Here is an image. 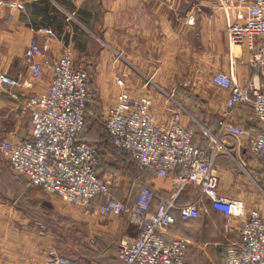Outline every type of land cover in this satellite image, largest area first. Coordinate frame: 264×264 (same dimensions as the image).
<instances>
[{"label": "crops", "instance_id": "obj_1", "mask_svg": "<svg viewBox=\"0 0 264 264\" xmlns=\"http://www.w3.org/2000/svg\"><path fill=\"white\" fill-rule=\"evenodd\" d=\"M22 2V8L0 7V71L12 77L23 74L31 80L32 87L19 88L24 95L43 91L50 83L49 69L44 68V77L37 79L24 62L29 39L43 40V33L38 31L43 26L54 32L49 57H58L69 47L76 62L93 67L95 91L104 108L114 105L124 88L134 97L150 96L152 111L164 120L172 107L164 99L167 95L177 99L176 88L182 86L202 99L209 114L221 118L229 90L212 81L214 74L227 73L239 85H245L255 74L251 52L229 43L226 28L234 20V12L222 8L218 0ZM229 120L241 127L257 123L249 103L237 106ZM181 121L187 122L186 116L182 115ZM30 131L29 115H20L17 102L0 88V140L27 139ZM239 142L232 157L217 159L218 189L225 196L241 199L247 210L261 208L264 199L247 185L246 178L258 185L259 177L264 178L263 164L248 151L244 136ZM140 179L151 185L160 200L167 198L174 187L169 177L142 173ZM36 187L11 173L0 152V264H61L51 261L49 254L54 249L62 257L46 223L50 219L48 209L67 218L88 217L93 221L100 217L96 210L86 212ZM197 188L189 185L179 201L192 199ZM132 196L123 199L130 201ZM111 218L113 225L117 224L116 217ZM181 220H176L165 238L166 242L174 236L187 240L188 264H221L228 247L240 240L242 220L213 210L209 202L203 204L197 218ZM132 226L135 231H130L129 238L137 235ZM81 258L66 259L69 264H89Z\"/></svg>", "mask_w": 264, "mask_h": 264}, {"label": "built area", "instance_id": "obj_2", "mask_svg": "<svg viewBox=\"0 0 264 264\" xmlns=\"http://www.w3.org/2000/svg\"><path fill=\"white\" fill-rule=\"evenodd\" d=\"M218 2L234 12V20L226 28L228 41L251 52L255 74L245 85H239L227 73L214 74L212 81L228 89L229 95L219 121L221 132L203 129L208 137L205 148L194 144L192 130L181 121L180 107H170L169 115L160 120L147 95L134 97L123 88L104 115L106 134L116 147L154 176L171 178V197L153 208L148 186L140 187L127 201L117 196L99 174L97 150L79 136L85 107L92 98V82L83 62L74 60L69 47L58 57L47 55L54 36L51 28H39L43 40L32 37L24 49V62L33 77L42 79L44 68L50 70L45 90L24 95L19 88L32 87V81L23 74L12 77L0 71L2 92L17 102L20 115L28 114L31 122L29 138L0 140V152L9 168L69 204L82 206L86 212L126 215L136 226L137 235L122 239L118 245L116 256L123 264H188L187 240L174 236L166 242L165 234L175 221L174 210L183 220L197 218L206 202L213 210L242 220L240 240L228 247L222 264H264V206L247 210L241 199L221 194L216 165L220 156L232 157L243 136L248 151L264 162V0ZM11 6L22 8L23 2L0 0V7ZM169 97L174 100L172 95ZM243 103H249L257 123L241 127L229 120L233 110ZM188 184L198 187L196 197L177 204V195ZM97 196L101 201L94 203ZM49 254L51 261L69 264L56 250L51 249Z\"/></svg>", "mask_w": 264, "mask_h": 264}, {"label": "rangeland", "instance_id": "obj_3", "mask_svg": "<svg viewBox=\"0 0 264 264\" xmlns=\"http://www.w3.org/2000/svg\"><path fill=\"white\" fill-rule=\"evenodd\" d=\"M173 98L174 100L167 95V99H164V101L167 100V104L175 109H182V115L186 116L187 121L182 123L186 126L193 123L195 130L203 131L204 126L199 124L200 120H195L193 114L189 112V109H191L194 113L196 112V114L199 115V118H201L203 115L199 113V111L202 110V108L196 109L197 107L194 106V109L193 105L184 103L185 106L189 108L187 109L180 101H177L175 97ZM202 106L203 109L206 108V106ZM158 107L160 108V106ZM106 109L107 108L102 107L97 100H94L93 103L88 105L82 135L83 137H87V139L92 142L99 151L101 157L100 175L102 178L117 196L127 198L128 196L133 195L138 187L145 182L144 180L137 179L140 171L136 168L133 162L128 159L125 154L113 148L109 143L102 128ZM202 122L205 121L202 120ZM233 160L235 162L237 159ZM239 160L240 162L242 161L240 158ZM263 179L259 177L257 185L253 184L246 178L248 182L247 185L264 199ZM36 189L42 193H49L39 187H36ZM98 200L101 201L100 198ZM73 207H76V205H73ZM79 207L83 210L82 206ZM57 215L63 218L64 221L59 224L57 223L55 232H52V240L54 241L55 246L60 250L62 258L68 257V259H79L83 257L84 261H88L87 258H93L92 262L90 260L88 261L89 264H117L116 254L120 241L129 238L127 235L130 231H135V228L124 214H99V219L96 217L93 221L88 220V217L83 220L78 218H67L59 215V213H57ZM113 216L116 217L117 221V224L114 225L111 222V217ZM108 220H110V222ZM97 226L104 228V230L97 229ZM96 230H98V232L94 233Z\"/></svg>", "mask_w": 264, "mask_h": 264}, {"label": "trees", "instance_id": "obj_4", "mask_svg": "<svg viewBox=\"0 0 264 264\" xmlns=\"http://www.w3.org/2000/svg\"><path fill=\"white\" fill-rule=\"evenodd\" d=\"M83 64H84V66L86 67V69H87V71H88V74H89V77H90L91 82H92V98H91V100L87 103V105H86V107H85V112H84V123H83V127H82V130H81L79 136H80V138H81L82 140H84L86 143H88L89 145L93 146V147L97 150V152H98V154H99V151H98V149L96 148V146H95L92 142H90V141L87 139V137H83V135H82V133H83V129H84V126H85V115H86V112H87V107H88V105L91 104V103H93L94 100H97L98 103L100 104V101H99V99H98V96H97V94H96L95 87H94L95 70L93 69V67H92L91 65H88V64H86L85 62H83ZM261 81H262V79H261ZM263 81H264V80H263ZM175 94H176V98H177V100L180 101L184 106H185V104H190V105H193V108H194V109H195L194 106L197 107L196 109H198V108H202V110H200L199 113H201L203 116H202L201 118H199V117H198L199 115L196 114V112L194 113L193 110H191V109H189L188 107L185 106V108L189 109V112H191L192 114L194 113L193 115H194V117H195V119H196L197 121L200 120V121H199V124H201V125L204 126V127L209 128V129H210L213 133H215V134H219V133L221 132V127H220V125H219L220 118H217V117L215 118L213 115L209 114L205 109H203V106H202V105H204V103H203L202 99H201L199 96L193 94L189 89H187V88H185V87H182V86H177ZM184 103H185V104H184ZM100 105H101V104H100ZM240 105H241V104H240ZM101 106H102V105H101ZM198 119H199V120H198ZM202 120H204L205 122H202ZM188 127L192 130V133H193V142H194V144L197 145V146H199V147L205 148L206 145H207V142H208V137L203 133V131L195 130V126H193V123H191ZM102 128H103V130H104L105 135L107 136V134H106V129H105V124H104V119H103V123H102ZM107 139H108L109 143L111 144V146H112L113 148H115V149L118 150L119 152H122L123 154H125V155L127 156V158L130 159V160L133 162V164L136 166V168L140 171L139 174H138V176H137V179H140V176H141L142 173L146 174L147 177L154 176V174H152L151 172H149L145 167L140 166V165L137 163V161H136V160H135V159H134L129 153H127L125 150H123V149H121V148L116 147V146L113 144V142L108 138V136H107ZM99 156H100V154H99ZM262 164H263V169H264V162H263V161H262ZM100 166H101V157H100V163H99V168H98V169H99V174H100ZM9 170L13 173V171H12L10 168H9ZM13 174L16 175V176H20V175H17V174H15V173H13ZM21 177H22V176H21ZM23 178H25V177H23ZM25 179H26L29 183H31L27 178H25ZM263 181H264V179H263ZM32 185H33V184H32ZM189 185H191V184L186 185V186L182 189V191L177 195V198H176V203H177V204H186V203H189V202H191V201L196 197L197 194L194 195L195 197L193 196V198L190 199V200L187 201V202H180V201H179L181 194L187 190V188H188ZM34 186H36V185H34ZM142 186H148V187L151 189V191H152V197H151V207H152V208H153L154 206L158 205L159 203L168 200V199L171 197L172 192H173V189H172V190L170 191V193H169V195H168L167 198H165V199L163 198V199L160 200V199L157 198V196L155 195V192L153 191L151 185H150L148 182H145L144 184L140 185V186L138 187V189H139L140 187H142ZM263 186H264V185H263ZM138 189H137V190H138ZM99 198L101 199L100 196H97V197L94 199V203H98V202H100V200H98ZM173 214H174V216H175V221L169 226V228H171V227L173 226V224L176 222L177 219L181 220L178 211L174 210V211H173ZM47 215L50 217V219H49L46 223L51 227L52 232H55V228H56V226H57V223L59 224L60 222H63L64 219L61 218V217H59L56 213H54V212H53V209H48V211H47ZM192 219H193V218H192ZM181 221H182V222H187V221H189V219H187V220H183V219H182ZM165 239H166V238H165ZM187 248H188V245H187L186 249H187ZM66 258H68V257H66ZM82 258H83V257H82ZM87 259H88V261L90 260L91 262H92V260H93V258H92V259H91V258H87ZM116 260H117V264H123V262H122L121 260H119L118 257H116ZM221 264H222V263H221Z\"/></svg>", "mask_w": 264, "mask_h": 264}]
</instances>
